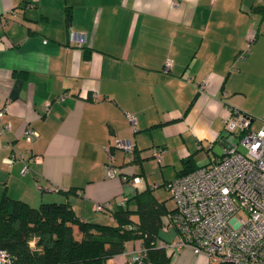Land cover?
Here are the masks:
<instances>
[{
  "label": "crops",
  "instance_id": "obj_1",
  "mask_svg": "<svg viewBox=\"0 0 264 264\" xmlns=\"http://www.w3.org/2000/svg\"><path fill=\"white\" fill-rule=\"evenodd\" d=\"M71 30L85 34L81 46ZM0 103L10 122L0 134V199L68 202L82 220L115 224L119 198L134 209L133 195L153 193L155 170L173 168L163 186L221 156L235 140L225 130L232 108L253 130L264 121V0H0ZM27 125L39 133L28 142ZM115 137L134 150L111 149L108 177L104 146ZM166 221L165 242L177 236L167 237ZM140 246L129 239L102 264H129ZM163 250L164 264H208L191 247Z\"/></svg>",
  "mask_w": 264,
  "mask_h": 264
},
{
  "label": "built area",
  "instance_id": "obj_2",
  "mask_svg": "<svg viewBox=\"0 0 264 264\" xmlns=\"http://www.w3.org/2000/svg\"><path fill=\"white\" fill-rule=\"evenodd\" d=\"M68 34L70 41L79 46L85 39L83 33L71 30ZM168 65L166 62V68ZM196 85L203 90L205 81ZM5 111V104L0 103V134L10 129V122L3 119ZM129 116L133 123L135 115ZM250 121L248 113L232 108L225 130L235 140L225 152L165 182L175 205L166 215L164 228H174L177 236L166 242L157 240L156 246L173 251L191 247L204 252L208 264H264V121L257 130L251 128ZM22 133L26 142L39 135L28 125ZM112 141L104 146L108 177L116 174L111 149L118 148L124 153L134 150V143L127 138L115 137ZM151 155L160 161L159 149L152 148ZM140 179V176L132 177L135 182ZM125 200L121 196L120 204L124 205ZM105 205L98 203L96 208L102 210ZM145 251L143 245L135 250L129 264L141 262ZM11 259L12 255L0 248V264H8Z\"/></svg>",
  "mask_w": 264,
  "mask_h": 264
},
{
  "label": "trees",
  "instance_id": "obj_3",
  "mask_svg": "<svg viewBox=\"0 0 264 264\" xmlns=\"http://www.w3.org/2000/svg\"><path fill=\"white\" fill-rule=\"evenodd\" d=\"M130 200L134 209L120 205L112 212L115 224H100L80 219L68 202L43 201L30 206L4 194L0 199V248L12 255L8 264H102L106 257L123 251L125 241L137 239L146 251L141 262L133 264H164L168 256L156 242L162 217L172 209L167 210L149 189Z\"/></svg>",
  "mask_w": 264,
  "mask_h": 264
},
{
  "label": "rangeland",
  "instance_id": "obj_4",
  "mask_svg": "<svg viewBox=\"0 0 264 264\" xmlns=\"http://www.w3.org/2000/svg\"><path fill=\"white\" fill-rule=\"evenodd\" d=\"M204 154H200L199 156V160L202 161L204 160ZM156 160V159H155ZM164 167V168H163ZM163 168V169H162ZM162 171H160L159 169L155 170L154 172H152L150 174V179H149V185L153 186L154 189H153V193L155 195V197L159 200H164L165 199V202L167 204L168 207H173L175 205V201L173 198H171V196H169V191L167 190V188L165 187V182L167 180L164 181V184L163 186L162 185H158L160 184L165 177H172L174 176V170L172 167H165V166H162ZM172 231H170L167 235V237H172L174 234H173V231L175 232L174 228L171 229ZM75 233V237H79V233H77V231L75 230L74 231ZM162 234L164 235L165 233L162 232ZM175 237V236H174ZM173 237V238H174ZM172 238V239H173Z\"/></svg>",
  "mask_w": 264,
  "mask_h": 264
}]
</instances>
